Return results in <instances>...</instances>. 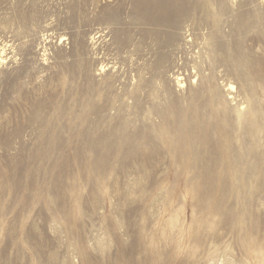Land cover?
Wrapping results in <instances>:
<instances>
[{
  "label": "rangeland",
  "instance_id": "obj_1",
  "mask_svg": "<svg viewBox=\"0 0 264 264\" xmlns=\"http://www.w3.org/2000/svg\"><path fill=\"white\" fill-rule=\"evenodd\" d=\"M0 44V264H264V0H0Z\"/></svg>",
  "mask_w": 264,
  "mask_h": 264
},
{
  "label": "bare ground",
  "instance_id": "obj_2",
  "mask_svg": "<svg viewBox=\"0 0 264 264\" xmlns=\"http://www.w3.org/2000/svg\"><path fill=\"white\" fill-rule=\"evenodd\" d=\"M6 58H7V50L5 45L0 44V65H3L6 63ZM232 89H234V85L230 86ZM6 86L3 85L0 87V92H1V100L4 103L5 98H6Z\"/></svg>",
  "mask_w": 264,
  "mask_h": 264
}]
</instances>
